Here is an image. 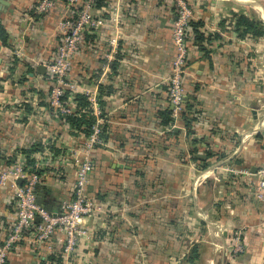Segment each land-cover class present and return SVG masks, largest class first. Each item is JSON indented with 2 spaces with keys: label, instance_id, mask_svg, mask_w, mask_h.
<instances>
[{
  "label": "crops",
  "instance_id": "obj_1",
  "mask_svg": "<svg viewBox=\"0 0 264 264\" xmlns=\"http://www.w3.org/2000/svg\"><path fill=\"white\" fill-rule=\"evenodd\" d=\"M189 2L193 17L183 78L195 112L191 126L180 120L169 130L174 4L100 0L107 18L111 6L120 7V28L89 36L71 75L84 92L97 94L104 118V144L94 151L87 185L103 211L87 221L94 237L80 241L71 264H264V203L254 195L255 177L232 170L255 171L264 164V35L244 34L236 26L241 14L264 22V0ZM36 4L0 0V22L8 34V44L0 40V169L20 154H62L58 167L39 169V200L57 213L74 190L76 164L67 153L82 144L80 131L48 108L46 69L9 61L8 47L16 40L32 53L53 56L55 19L39 20ZM198 21L205 35L200 42L192 25ZM84 92L77 95L89 100ZM208 151L215 155L202 168L193 155ZM16 212L13 189L0 187V235ZM242 226L246 249L234 255L228 244ZM61 249L56 233L40 243L25 237L6 264H64Z\"/></svg>",
  "mask_w": 264,
  "mask_h": 264
},
{
  "label": "built area",
  "instance_id": "obj_2",
  "mask_svg": "<svg viewBox=\"0 0 264 264\" xmlns=\"http://www.w3.org/2000/svg\"><path fill=\"white\" fill-rule=\"evenodd\" d=\"M99 0H37L35 12L39 20L53 17L55 19L54 37L57 40L51 58L43 52L32 53V50L22 40L10 42V65L17 61L28 62L32 68L44 66L47 72V91L45 100L52 113L62 118L63 122L72 126L66 120L67 115H79L80 112H89L96 117L88 134L79 132L82 144L68 147V155L76 164L75 185L73 193L61 203L58 213L48 211L38 202V188L42 184L43 176L39 169L46 166L58 167L59 159H65L53 152L47 157H37L33 164L28 163L26 154L18 155L13 164L0 169V187L8 185L13 189V197L17 205V212L11 221L9 230L0 235V264H6L9 252L16 243L25 237L33 242H45L55 233L62 244L61 253L64 264H71L73 255L78 251L79 243L85 239H93L94 231L87 224L89 218L95 213L103 211V205L91 197L87 192L90 175L94 169V151L104 144V118L98 105L97 94L89 95L72 78V66L81 52L89 36L98 34L101 29L120 28V7L111 6L113 13L106 16V8L98 5ZM176 9L177 16L172 27V41L174 56L171 61V71L168 76V99L172 115L169 130L179 126L180 116L184 111L188 94L185 89L184 75L187 71L189 59L188 34L191 29L193 9L189 0H170ZM113 7V8H112ZM43 16V17H42ZM117 43V38L112 39ZM89 95L88 108L76 107L78 93ZM74 130V129H73ZM75 131V130H74ZM79 157V158H77ZM47 158V161H46ZM235 173L254 176L253 192L258 201L264 203V164L256 171L250 168L232 169ZM21 180V182L19 181ZM38 218V221L36 219ZM264 230V219L261 224ZM247 226H242L232 232L228 248L232 254L237 255L246 249L244 237Z\"/></svg>",
  "mask_w": 264,
  "mask_h": 264
},
{
  "label": "trees",
  "instance_id": "obj_3",
  "mask_svg": "<svg viewBox=\"0 0 264 264\" xmlns=\"http://www.w3.org/2000/svg\"><path fill=\"white\" fill-rule=\"evenodd\" d=\"M98 2H100V0ZM98 5H100V4H98ZM192 25L194 27V32L196 35V37H195L196 41H198V42L203 41L205 39L204 32L202 31L203 23L198 21L194 24L192 23ZM236 26L238 27V30L241 26H243V28H244L243 33L244 34H250L252 36L264 35V22L257 20L256 18L251 17V16H246L243 14L239 15L238 19L236 21ZM0 40L2 43L8 44V34H7L3 24L1 22H0ZM30 70H32V68H30ZM76 100L78 102L76 107L79 108L81 106H85V107L88 106V101L86 100V98L84 96L77 95ZM194 108L195 107H194L193 103H189L187 101L185 109L181 113L180 120L187 127L191 126V121H192L191 116H192V113L195 112ZM169 113H171V111ZM65 118L73 128H75L76 130H78L80 132H84L85 134L89 133L92 124L95 122V118L90 113V111L89 112H80L79 115H76V114L75 115H67ZM104 134L105 133H103V135ZM192 135H193V132L191 129H189L188 130V137L192 138ZM104 138H105V136H104ZM30 151H32V150H30ZM30 151L27 150L26 152L28 153ZM214 155H215L214 153H212L211 151H208L207 156L198 157L196 155H193V159L196 160L202 168H205L209 165L208 158H213ZM219 156H220V158L225 157V155H223V154L222 155L219 154ZM233 160H234V162L239 161L236 158ZM28 163L31 165L33 164V160L31 158L29 159V157H28ZM38 173H40L42 175V171L39 170Z\"/></svg>",
  "mask_w": 264,
  "mask_h": 264
},
{
  "label": "water",
  "instance_id": "obj_4",
  "mask_svg": "<svg viewBox=\"0 0 264 264\" xmlns=\"http://www.w3.org/2000/svg\"><path fill=\"white\" fill-rule=\"evenodd\" d=\"M40 68H41L42 70H45V67L42 66V65H41ZM255 171H256V170H255ZM19 181L21 182V180H19ZM38 202L41 203L40 200H39V192H38ZM48 211H49V209H48ZM57 213H58V212H57ZM36 221H38V218L36 219Z\"/></svg>",
  "mask_w": 264,
  "mask_h": 264
}]
</instances>
